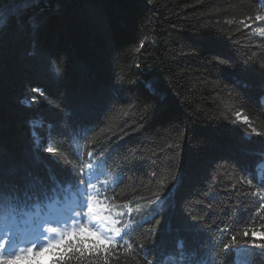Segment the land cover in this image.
I'll return each mask as SVG.
<instances>
[{
    "label": "trees",
    "instance_id": "obj_1",
    "mask_svg": "<svg viewBox=\"0 0 264 264\" xmlns=\"http://www.w3.org/2000/svg\"><path fill=\"white\" fill-rule=\"evenodd\" d=\"M0 14V162L6 189L29 188L26 206L5 203L1 215L75 187L37 150L50 146L74 169L102 165L93 183L106 212L143 218L109 264H144L146 253L154 264H264L252 246L264 244V36L253 33L264 0H0Z\"/></svg>",
    "mask_w": 264,
    "mask_h": 264
},
{
    "label": "snow or ice",
    "instance_id": "obj_2",
    "mask_svg": "<svg viewBox=\"0 0 264 264\" xmlns=\"http://www.w3.org/2000/svg\"><path fill=\"white\" fill-rule=\"evenodd\" d=\"M6 15L0 14V24L5 21ZM256 20H264V16H257ZM261 36H264V28L257 29ZM143 47V44H141ZM110 107L105 111L104 115L110 111ZM124 112V115H127ZM241 116L237 113V117ZM243 121L248 122V117L244 116ZM99 123H103L101 118ZM99 126L98 124L96 125ZM107 131V129H105ZM43 151L45 154H52L48 158L53 160L54 163L66 168L75 182V187L78 190V207L81 211L75 212L74 216L68 217V219L60 221L65 226V232H60L55 226L49 229L44 227L45 223L50 221L43 220L33 228L32 238L28 242V246H18L17 251L13 254L7 252V247L12 246L14 237L16 235V219L14 217L0 218V264H17L22 260H36V257L50 254L52 259L49 264H68L73 258L77 261H81V264H85L87 258H97L95 261L88 260L87 264H109V256L115 252V250L123 245H127L129 249L132 248V244L125 237L131 236L137 226H140L141 220H135L131 217L132 209L128 208V219H125V213L118 212L115 217L111 214H101V210H98L100 201L98 197L102 196V193L94 188L93 182L98 180L104 173L100 171L102 165L88 163L84 167L88 169L85 173L83 168L74 169L71 161L65 164L55 154L58 152L57 148L45 146L43 149H37ZM91 159L92 153H88ZM78 159H83L82 156H77ZM221 160H214L208 169V175L206 181H211L213 172L216 171L218 165L222 164ZM79 173V175L77 174ZM155 175V174H153ZM120 175H117L114 179L115 183L120 182ZM176 183H179L177 180ZM247 184L252 185L253 180L248 179ZM173 188L176 184L172 185ZM91 190V191H90ZM23 193V195H21ZM35 195V193H33ZM155 199L148 201V208H152L155 205V210H159L166 201L172 197V190L169 189L167 195H161L159 193L154 194ZM29 199V188L27 185L20 187L14 182H10L5 187V177L2 168V162H0V206L7 203L10 206L17 208L26 206V201ZM191 206V198H186L181 202V209L186 210V207ZM139 208V205L137 206ZM259 210L264 211V195L260 196ZM151 215V213H149ZM201 219H203L201 217ZM71 221V223H69ZM159 224V221H156ZM193 229L198 232H206L207 230L203 225L193 224ZM264 227V226H262ZM51 233V234H50ZM58 234V235H53ZM248 230H245L243 235L248 236ZM253 237L257 235V232L253 229L251 231ZM222 243V242H221ZM238 243L236 236L231 237V243L223 244L225 250L229 249L231 244ZM247 243V242H245ZM217 245L209 243L210 252L215 250ZM253 247L264 248V244L252 245ZM141 251H144V246L138 245ZM242 250V249H241ZM150 251V250H149ZM239 251V250H237ZM209 252V257H210ZM144 264H154L153 260L147 259V253L145 254ZM39 264V262H37ZM155 264H160L157 259ZM206 264H215L214 260L209 258Z\"/></svg>",
    "mask_w": 264,
    "mask_h": 264
},
{
    "label": "rangeland",
    "instance_id": "obj_3",
    "mask_svg": "<svg viewBox=\"0 0 264 264\" xmlns=\"http://www.w3.org/2000/svg\"><path fill=\"white\" fill-rule=\"evenodd\" d=\"M259 28H264V20H258L256 22V26L253 28V33L257 34V35H260L259 32L257 31V29H259ZM261 166L264 169V161L261 163ZM262 193H264V188L262 189ZM24 222H27V219ZM22 223H23V221H22ZM17 226H18V223L16 221V230H17ZM19 231L23 232L22 229H20ZM26 248L27 247H25V249ZM50 260H51V255L50 254H45L44 256L36 257L35 261L27 260V262H28L27 264H37V262H39V264H49ZM17 263L25 264V261H20V262H17Z\"/></svg>",
    "mask_w": 264,
    "mask_h": 264
},
{
    "label": "bare ground",
    "instance_id": "obj_4",
    "mask_svg": "<svg viewBox=\"0 0 264 264\" xmlns=\"http://www.w3.org/2000/svg\"><path fill=\"white\" fill-rule=\"evenodd\" d=\"M12 249H13V248H12ZM12 249H9V248H8L7 250H12Z\"/></svg>",
    "mask_w": 264,
    "mask_h": 264
}]
</instances>
